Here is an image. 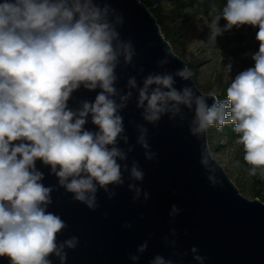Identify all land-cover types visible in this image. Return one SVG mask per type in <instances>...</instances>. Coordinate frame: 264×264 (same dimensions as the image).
Here are the masks:
<instances>
[{
	"label": "clouds",
	"instance_id": "obj_1",
	"mask_svg": "<svg viewBox=\"0 0 264 264\" xmlns=\"http://www.w3.org/2000/svg\"><path fill=\"white\" fill-rule=\"evenodd\" d=\"M221 19L226 21L223 28ZM123 23L121 13L97 0H0V257L9 264H53L52 257L66 264V250H75L80 243L76 236L58 240L67 224L48 211L57 189L44 185L45 175L37 161L50 169L59 188L89 210L100 207L99 190L109 200L116 196L115 188L125 185V173L133 202L149 200L150 194L138 186L144 181V170L138 161L126 163L134 146L129 145L121 112L134 91L136 107L147 124L156 126L166 115L169 120L184 121L183 109L194 110L189 132L197 138L210 126L221 129L233 124L236 142L250 166L248 175L255 176L258 170L264 173V0H227L207 25L206 43L211 46L233 27L258 29L259 48L251 54L254 65L232 78L225 100L215 90L206 97L187 85L178 89L176 77L188 81L193 76L186 65L175 73L150 72L142 83L129 76L127 91L117 88L118 66L136 68V49L118 31ZM171 55L167 49L157 67L163 69ZM225 67L232 72L231 62ZM137 70L144 72L143 67ZM81 87L99 91L94 101L82 100L73 109L68 102ZM209 97L214 101L211 106ZM89 118L96 131L85 127ZM135 128L136 144L143 148L145 159L155 160L148 128L144 124ZM120 141L128 145L127 150L118 146ZM200 163L210 184H219L207 148L201 152ZM181 211L173 204L170 218ZM170 235L176 237V229H170ZM163 239L166 247L176 248V239ZM147 248L145 241L129 259L135 264ZM190 252L196 264H204L197 247ZM173 255L187 253L174 251ZM149 264L174 261L156 255Z\"/></svg>",
	"mask_w": 264,
	"mask_h": 264
},
{
	"label": "water",
	"instance_id": "obj_2",
	"mask_svg": "<svg viewBox=\"0 0 264 264\" xmlns=\"http://www.w3.org/2000/svg\"><path fill=\"white\" fill-rule=\"evenodd\" d=\"M101 6L108 3L124 18L118 28L124 40H131L136 57V68L123 63L117 68L120 77L116 87L126 89L129 76H136L138 83L150 72L175 73L182 69L185 61L174 53L171 44L163 36L156 17L141 0H97ZM170 49L169 63L158 68L157 61L165 58ZM144 68L140 73L137 69ZM185 85L193 87L197 95L208 97L195 84L194 80H181L176 77L178 89ZM99 89L88 91L81 87L72 94L69 107H79L80 101H94ZM209 106L214 102L208 98ZM186 119L169 120L164 116L158 125L147 124L141 118V110L136 107V92L128 107L121 112L124 117L125 134L134 151L128 154L126 163L138 161L145 172L142 189L150 194L147 202L143 199L133 202V193L127 189L126 182L115 188L116 196L109 200L103 190L97 193L100 207L89 210L84 204L73 199L71 193L58 187L57 178L50 169L37 161V168L45 175V186H54L53 203L48 211L53 212L66 222L67 228L59 235L60 242L76 236L79 246L68 253L66 264H134L129 259L137 254V247L148 242L147 250L140 255L135 264H149L156 255L172 259L174 264H196L190 249L195 246L205 257L204 264H264V202L258 198L250 200L241 194L223 166L215 160L216 177L220 182L215 187L207 179L208 173L201 165V152L208 148L207 132L197 138L190 134L189 123L194 110L183 109ZM132 123H129V122ZM135 124H144L149 130L151 150L157 154L153 161L144 157V150L136 144L138 135ZM96 131L94 125H85ZM119 147L127 150L123 141ZM123 163V162H122ZM182 209L175 219L170 218L171 206ZM105 213L107 217L105 218ZM143 217V219H141ZM130 224V228L123 227ZM176 229V237L170 229ZM176 239V248L166 247L164 237ZM187 253L174 256L173 252ZM53 264L59 260L52 257ZM0 264L9 260L0 257Z\"/></svg>",
	"mask_w": 264,
	"mask_h": 264
},
{
	"label": "rangeland",
	"instance_id": "obj_3",
	"mask_svg": "<svg viewBox=\"0 0 264 264\" xmlns=\"http://www.w3.org/2000/svg\"><path fill=\"white\" fill-rule=\"evenodd\" d=\"M152 1L154 12L163 17L162 26L167 27L168 37L175 41L172 45L174 53L191 69L192 79L203 93L213 90L220 93L236 74L254 65L251 54L259 48L256 28L233 27L217 36L215 46L206 43L209 35L207 25L222 11L224 4L216 0ZM225 24L226 21L221 19L220 27ZM163 36L167 35L164 33ZM229 62L233 64L231 73L225 67ZM237 139L214 126L207 130L212 157L223 166L242 195L250 200L261 199L264 195V173L258 170L255 176L248 175L250 166L243 159V147L236 142ZM236 161H239V166Z\"/></svg>",
	"mask_w": 264,
	"mask_h": 264
},
{
	"label": "trees",
	"instance_id": "obj_4",
	"mask_svg": "<svg viewBox=\"0 0 264 264\" xmlns=\"http://www.w3.org/2000/svg\"><path fill=\"white\" fill-rule=\"evenodd\" d=\"M148 8L149 10L151 11V13L156 17L157 19V23L161 26V32L162 34L165 33V39L171 44V46L175 43L174 39L173 38H170L168 37V32H167V27L166 26H162L163 24V17L159 14V13H155L154 12V8H153V1L152 0H141ZM217 3L219 4H224L226 5L227 3V0H216ZM226 90H227V87L224 88L220 93H217V97L220 99V100H225L227 98L226 96ZM211 92V91H210ZM215 127V126H214ZM233 128H234V125L233 124H225L221 129V131L225 132L227 135H229L230 137H237L238 138V134L235 133L233 131ZM263 183H264V180H263ZM261 201L264 202V195L261 197L260 199Z\"/></svg>",
	"mask_w": 264,
	"mask_h": 264
}]
</instances>
